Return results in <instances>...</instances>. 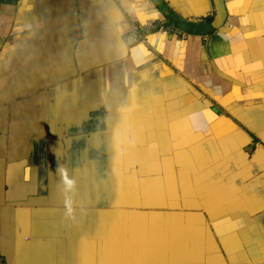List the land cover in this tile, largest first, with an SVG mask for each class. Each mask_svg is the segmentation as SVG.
<instances>
[{
	"label": "crops",
	"instance_id": "crops-1",
	"mask_svg": "<svg viewBox=\"0 0 264 264\" xmlns=\"http://www.w3.org/2000/svg\"><path fill=\"white\" fill-rule=\"evenodd\" d=\"M222 4L0 0V264H264V0Z\"/></svg>",
	"mask_w": 264,
	"mask_h": 264
},
{
	"label": "water",
	"instance_id": "water-1",
	"mask_svg": "<svg viewBox=\"0 0 264 264\" xmlns=\"http://www.w3.org/2000/svg\"><path fill=\"white\" fill-rule=\"evenodd\" d=\"M213 1L215 5L216 15L213 19V22L210 25L203 27V30L206 31H214L216 28L218 29L219 27H221V25L225 20V12H224L222 0H213Z\"/></svg>",
	"mask_w": 264,
	"mask_h": 264
},
{
	"label": "built area",
	"instance_id": "built-area-1",
	"mask_svg": "<svg viewBox=\"0 0 264 264\" xmlns=\"http://www.w3.org/2000/svg\"><path fill=\"white\" fill-rule=\"evenodd\" d=\"M167 30L169 31V30H170V28H167Z\"/></svg>",
	"mask_w": 264,
	"mask_h": 264
}]
</instances>
